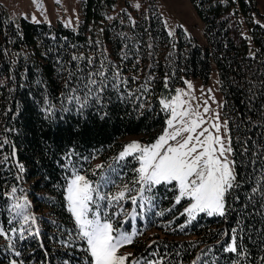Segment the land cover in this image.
Masks as SVG:
<instances>
[{
	"label": "trees",
	"instance_id": "trees-1",
	"mask_svg": "<svg viewBox=\"0 0 264 264\" xmlns=\"http://www.w3.org/2000/svg\"><path fill=\"white\" fill-rule=\"evenodd\" d=\"M187 2L200 37L168 35L156 0H79L73 28L12 21L0 6V264H90L65 202L70 174L97 178L94 161L117 157L126 136L152 143L160 100L211 70L239 186L224 216L189 223L173 184L144 186L130 248L139 264H264V21L251 0ZM125 162L99 175L134 195Z\"/></svg>",
	"mask_w": 264,
	"mask_h": 264
},
{
	"label": "snow or ice",
	"instance_id": "snow-or-ice-1",
	"mask_svg": "<svg viewBox=\"0 0 264 264\" xmlns=\"http://www.w3.org/2000/svg\"><path fill=\"white\" fill-rule=\"evenodd\" d=\"M94 75L103 76L104 73L101 71ZM89 83L95 86L97 81L92 79ZM89 92L91 93V88ZM76 99L79 100L78 97ZM86 102L87 98L84 103ZM161 104L165 108H171V118L167 120L164 133L150 145L142 146L138 142L127 145L119 158L123 159L139 153V155H134L139 162V168L136 169L139 175L135 182L147 185L148 191L152 190L153 185L172 184L175 181L178 188L176 202L179 203L184 197L192 201L185 210L192 219H195L194 213L197 211L206 212L209 216L214 213L224 216L225 195L234 186H239L234 185L236 180L232 167L234 161L229 162L225 155L226 152H232L230 139L229 146L225 147L219 137L209 135L204 140H200V136L204 135V132H201L195 137L196 142L192 143L194 137L191 133L199 127L200 121L198 119L185 120L186 117H190L189 111H177V108L181 106L180 94L178 93L170 102L161 100ZM178 119L181 122L179 128L174 124V121ZM183 133H189V135L176 146L169 145L170 140L176 141ZM214 145H219V148L217 149ZM198 148L203 150L198 151ZM125 188L127 190V186ZM67 191V198L79 226L80 235L86 238L94 258L93 264H123L126 258L117 257L115 253L124 241L130 242V238L122 234L120 239L114 242L111 235L113 225L106 216L102 221L99 211L98 201L109 199V197L101 196L97 188L85 180L84 176L78 174L69 184ZM124 196L125 192L121 191L110 199L119 201ZM90 203L96 205L91 217L88 215ZM132 203L136 204L135 198H132ZM16 207L19 208L20 205ZM235 239L233 236L232 243L227 247L228 251L237 250Z\"/></svg>",
	"mask_w": 264,
	"mask_h": 264
},
{
	"label": "rangeland",
	"instance_id": "rangeland-1",
	"mask_svg": "<svg viewBox=\"0 0 264 264\" xmlns=\"http://www.w3.org/2000/svg\"><path fill=\"white\" fill-rule=\"evenodd\" d=\"M78 1L79 0H59V2H57V0H35L34 2V0H0V6L5 10L6 14L12 21H18L22 18L34 24H45L50 26L60 24L67 28H73L76 24V8ZM251 1L255 13L264 21V0ZM156 4L158 13L161 16L164 28L168 35L177 37V30H180L186 36L200 37V24L196 20L187 0H156ZM33 17H35V19H33ZM178 93L180 94L181 106L177 108V111H189L190 117H186L185 120L198 119L200 121L199 127L196 128L194 133H191V135L194 137L192 143L196 142V136H198L201 132H204V135L200 136V140H204L206 137L211 135L213 137H219L224 143V146L228 147L226 125L224 119L221 116V96L218 92L216 72L211 70L206 83H202L198 79L193 78L184 80L182 86L176 87L168 98L161 100L170 102ZM161 100L160 105L166 111L167 117L163 132L160 135L164 133L165 129L167 128V120L171 118V108H165L164 105L161 104ZM174 124L177 128L181 127V122L179 119L174 121ZM205 129H207V131H204ZM169 131H172V129H169ZM187 135H189V133H183L182 136L178 137L176 141L170 140L169 145L176 146L179 142H182V140L186 138ZM158 137L152 143H154ZM133 142H138L142 146L152 144L140 143L136 136H126L123 138V146L118 152L117 157H115L113 160L109 159L107 163H102L99 160H95L94 165L92 166V172L96 169H98L99 173L101 171L100 174L106 172V170L112 171L119 161H122L123 164L128 165L125 160L127 158H133L136 163L135 181H137L139 174L136 169L139 168V162L134 158V155H139V153L126 156L123 159L119 158L125 147ZM214 147L218 149L219 145H214ZM202 150V148H198V151ZM225 155L230 162L229 153L226 152ZM99 173H97V178L95 177L92 181L89 180L84 174L75 172L70 174V177L66 181L64 191L67 209L73 217L79 236L82 237L80 235V229L76 222L75 216L71 211L70 202L67 198V189L69 184L74 179L75 175H82L85 177V180L92 184L94 188L99 190L101 196L109 197V199L99 200L98 205L101 214V220L103 221L106 216L113 225V231L111 235L114 238V242L115 240L120 239L122 234L130 238V242L124 241L121 244V246L116 250L115 255L117 257L126 258L124 259L123 264H139L133 257L130 243L135 235L136 222L143 220V216L146 210L149 208L148 203L143 198V193L141 190L144 186L147 187V185H142L141 183L136 182L139 189L136 194L133 195L134 192L132 191V195L127 196L125 194V196L119 201L112 200L110 199L112 196L117 195L121 191L125 192L126 188L121 186L116 188L113 187L110 190L109 187H105L107 184L104 179L105 176H103V178L99 175ZM162 184L164 183L159 185ZM172 184L178 192L176 182L174 181ZM155 186L158 185H153L152 187ZM93 195L95 196V193ZM132 198L136 199V204L132 203ZM184 198L188 201V203L183 209V214L186 217V223H189L194 219H192L185 210L190 206L192 201L188 197ZM125 206L127 207L125 208ZM95 209L96 205L90 203L88 213L89 217H91L92 212ZM200 215L204 217L220 216L215 213L209 216L206 212L199 211L194 213L195 218ZM116 222H120V225L115 224ZM83 240L85 241L88 253L90 255V264H93L94 258L91 255L86 238H83ZM12 264L17 263L12 262Z\"/></svg>",
	"mask_w": 264,
	"mask_h": 264
}]
</instances>
